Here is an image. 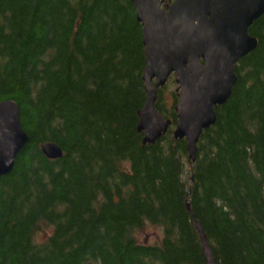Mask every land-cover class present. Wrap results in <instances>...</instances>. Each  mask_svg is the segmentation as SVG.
<instances>
[{
    "label": "trees",
    "instance_id": "trees-1",
    "mask_svg": "<svg viewBox=\"0 0 264 264\" xmlns=\"http://www.w3.org/2000/svg\"><path fill=\"white\" fill-rule=\"evenodd\" d=\"M173 1V0H170ZM194 164L171 125L143 145L142 28L129 0H0V103L29 142L0 179V264H264V16ZM54 144L57 161L40 151ZM157 228L158 245L135 234Z\"/></svg>",
    "mask_w": 264,
    "mask_h": 264
},
{
    "label": "water",
    "instance_id": "water-1",
    "mask_svg": "<svg viewBox=\"0 0 264 264\" xmlns=\"http://www.w3.org/2000/svg\"><path fill=\"white\" fill-rule=\"evenodd\" d=\"M142 28L146 103L138 113L142 144L155 145L170 123L155 110L157 92L175 78V141H185L188 162L195 163L203 132L214 126L215 109L230 99L236 65L257 48L250 27L264 16V0H129ZM16 103H0V179L11 174L28 144ZM41 154L62 158L60 148L45 144ZM206 264H214L206 238L196 224Z\"/></svg>",
    "mask_w": 264,
    "mask_h": 264
},
{
    "label": "rangeland",
    "instance_id": "rangeland-1",
    "mask_svg": "<svg viewBox=\"0 0 264 264\" xmlns=\"http://www.w3.org/2000/svg\"><path fill=\"white\" fill-rule=\"evenodd\" d=\"M172 80L175 82V78L172 77ZM171 82V81H170ZM168 82V83H170ZM173 82V83H174ZM176 86L175 84L172 87H168L164 93L165 100L171 104V93H175ZM162 234L157 228L146 226L142 231L135 234V240L140 245L154 246L158 245L161 241Z\"/></svg>",
    "mask_w": 264,
    "mask_h": 264
}]
</instances>
